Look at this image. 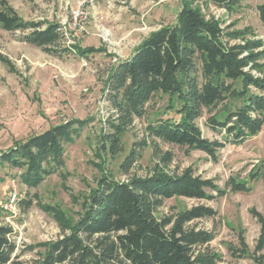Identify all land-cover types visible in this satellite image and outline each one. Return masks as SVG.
<instances>
[{
    "label": "rangeland",
    "instance_id": "obj_1",
    "mask_svg": "<svg viewBox=\"0 0 264 264\" xmlns=\"http://www.w3.org/2000/svg\"><path fill=\"white\" fill-rule=\"evenodd\" d=\"M6 1L23 19L59 23L64 32L61 46L72 49L71 54H50L22 41L21 31L0 27V153L52 125L84 121L82 127L77 123L78 133L66 145L63 163L36 187L26 186L20 169L0 162V224L12 227L11 239L24 264H34L44 250L42 243L69 232L83 215L88 196L102 175L127 181L157 170L171 175L190 170L216 184L217 191L206 190L212 194L209 199L172 196L157 211L158 216H169L198 204L212 207L214 217L196 219L189 225L214 233L208 248L216 255L215 264H252L255 256L264 254V247L257 248L264 227V110L258 126L237 140L225 127L214 129L209 122L213 115L225 116L222 104L204 110L196 125L205 139L217 142L215 159L201 149H188L148 134L147 125L157 113L179 117L176 108L168 107L172 102L168 96L155 95L142 116L123 126L122 151L111 153L107 144L103 146V133L111 128L108 120L118 123L117 112L106 98L110 68L130 57L152 31L174 24L183 5L215 22L226 46L255 43L253 52L261 56L244 71L264 76V26L259 13L264 0ZM77 7L86 14L83 29L73 23L72 10ZM78 48L89 50L88 55L77 53ZM226 81L233 86V94L264 98V91L245 87L241 79ZM240 96L226 100L232 111L243 107L245 96ZM132 148L137 157L125 173L119 165ZM166 154L171 156L169 163L163 162ZM12 195L14 202L9 203ZM24 196L32 200L28 208L19 204Z\"/></svg>",
    "mask_w": 264,
    "mask_h": 264
},
{
    "label": "trees",
    "instance_id": "obj_2",
    "mask_svg": "<svg viewBox=\"0 0 264 264\" xmlns=\"http://www.w3.org/2000/svg\"><path fill=\"white\" fill-rule=\"evenodd\" d=\"M259 13L264 26V2ZM0 27L21 31L22 41L50 54H71L70 46H61L64 32L59 23L23 19L6 0H0ZM255 48L253 42L226 46L215 22L183 5L174 24L152 31L135 46L130 57L110 68L106 98L117 112L118 123L108 120L111 128L103 133V146L107 144L111 153L122 151L123 126L142 116L155 95H166L172 100L168 107L176 108L179 117L157 113L147 125L148 134L188 149H201L216 159L217 142L205 139L196 121L204 110L212 111L222 104L225 116L220 119L213 115L209 120L212 128L225 127L237 140L258 126L264 110L262 95L233 94V86L226 81L241 79L245 87L252 85L264 91V76L244 71L261 56L253 52ZM78 49L77 53L88 55L89 50ZM238 93L246 101L232 111L226 100ZM77 123L84 125L80 119L60 122L15 141L0 153V162L20 169L26 186L36 187L63 163L65 147L78 133ZM136 157L132 148L121 161L120 170L128 172ZM170 157L166 154L163 162L169 163ZM217 189L213 180L194 176L190 170L181 175L157 170L127 181L102 175L88 196L83 215L69 232L42 243L44 250L34 264H215L216 255L208 248L214 233L189 225L196 219L214 217L212 207L198 204L169 216H158L157 211L172 196L209 199L212 194L206 190ZM31 203L27 196L19 201L23 208ZM12 231L10 225L0 224V264H24L16 253ZM263 247L264 227L257 248ZM252 264H264V254L255 256Z\"/></svg>",
    "mask_w": 264,
    "mask_h": 264
},
{
    "label": "built area",
    "instance_id": "obj_3",
    "mask_svg": "<svg viewBox=\"0 0 264 264\" xmlns=\"http://www.w3.org/2000/svg\"><path fill=\"white\" fill-rule=\"evenodd\" d=\"M72 19L75 25H78L79 28L82 29L84 28V25L86 23V14L82 8L77 7L74 10H72ZM14 199H15V195H12V197L8 200L9 203H13Z\"/></svg>",
    "mask_w": 264,
    "mask_h": 264
}]
</instances>
